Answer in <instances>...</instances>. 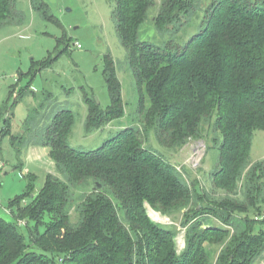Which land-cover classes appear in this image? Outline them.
Listing matches in <instances>:
<instances>
[{"label": "trees", "instance_id": "obj_1", "mask_svg": "<svg viewBox=\"0 0 264 264\" xmlns=\"http://www.w3.org/2000/svg\"><path fill=\"white\" fill-rule=\"evenodd\" d=\"M116 1L118 34L128 50L135 82L143 90L137 108L139 125L120 129L95 150L80 151L67 143L72 112L56 113L45 137L33 145L47 147L57 174H47L29 202L24 193L9 204L11 211L16 207L35 221L49 215V223L42 232L28 230L25 238L0 216V264L264 261V216H242L264 206V163L250 156L254 131L264 130V0H161L152 19L160 44L140 38L155 0ZM30 4L61 27L41 0ZM15 5L16 0H0V29L21 23ZM188 27L193 30L185 32ZM103 76L107 108L101 109L93 96L84 97L88 134L123 114L120 82L109 59ZM205 123H211L219 136L213 143L218 156L209 180L212 192L227 193L221 205L229 204V213L217 212V217L231 231L196 233L197 225H188L194 216L205 213L201 201L215 198L211 192L192 193L170 163L171 154L165 153L200 139ZM152 136L158 149L150 144ZM95 182L101 191L91 190ZM146 201L164 214L188 210L182 222L188 231L181 253L173 227L151 222ZM71 209L77 216L74 222ZM217 233L230 239L219 247L214 261L217 242L207 239ZM28 243L33 247L28 248Z\"/></svg>", "mask_w": 264, "mask_h": 264}, {"label": "rangeland", "instance_id": "obj_2", "mask_svg": "<svg viewBox=\"0 0 264 264\" xmlns=\"http://www.w3.org/2000/svg\"><path fill=\"white\" fill-rule=\"evenodd\" d=\"M41 1L61 27L33 9L30 0H16L15 9L21 13V23L0 29V216L13 223L25 238L28 230L42 232L50 217L43 215L35 221L29 214L19 213L16 207L11 211L9 204L24 193L28 195L25 202H29L43 187L47 174H57L47 147L33 145L45 137L53 116L61 110L71 111L74 122L67 137L68 145L80 151L95 150L120 129L139 125L137 108L143 91L135 82L128 50L118 34L116 0ZM161 3L155 0V6L150 9L149 19L140 30L142 40L161 43L152 22ZM192 30L188 27L185 32ZM58 39H61L59 44ZM66 44L68 47L64 50ZM108 59L113 62L120 82L123 114L88 134L85 130L88 108L84 97L85 94L93 96L101 109L107 108L109 98L103 70ZM217 137L211 123H205L200 139L165 151L192 193L211 192V197L215 198L203 199L205 213L193 215L188 224L197 225L196 233L219 231L218 228L232 230L217 217V212L229 213L227 210L231 208L229 204L221 205V197L226 192H212L209 180V172L217 164L218 153L213 147ZM150 144L159 148L153 136ZM250 156L252 161L264 163V130L254 131ZM261 181L264 184L263 179ZM144 207L151 222L173 227L175 246L181 253L188 231V226L184 227L182 222L188 210L164 214L147 201ZM70 215L71 221H76L74 209L70 210ZM242 216L260 218L264 216V206ZM221 235L208 234V241L217 242L214 261L221 250L219 247L230 239L224 240ZM32 247L33 244L28 243V248ZM256 264H264V261Z\"/></svg>", "mask_w": 264, "mask_h": 264}, {"label": "water", "instance_id": "obj_3", "mask_svg": "<svg viewBox=\"0 0 264 264\" xmlns=\"http://www.w3.org/2000/svg\"><path fill=\"white\" fill-rule=\"evenodd\" d=\"M91 190L93 192L101 191L102 190V186L98 182H95V183L92 184Z\"/></svg>", "mask_w": 264, "mask_h": 264}, {"label": "built area", "instance_id": "obj_4", "mask_svg": "<svg viewBox=\"0 0 264 264\" xmlns=\"http://www.w3.org/2000/svg\"><path fill=\"white\" fill-rule=\"evenodd\" d=\"M77 47H80L79 45H77Z\"/></svg>", "mask_w": 264, "mask_h": 264}]
</instances>
